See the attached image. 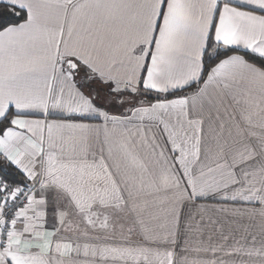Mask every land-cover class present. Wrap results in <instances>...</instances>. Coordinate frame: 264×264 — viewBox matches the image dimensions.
<instances>
[{
	"label": "snow or ice",
	"instance_id": "1",
	"mask_svg": "<svg viewBox=\"0 0 264 264\" xmlns=\"http://www.w3.org/2000/svg\"><path fill=\"white\" fill-rule=\"evenodd\" d=\"M0 264H264V0H0Z\"/></svg>",
	"mask_w": 264,
	"mask_h": 264
},
{
	"label": "trees",
	"instance_id": "2",
	"mask_svg": "<svg viewBox=\"0 0 264 264\" xmlns=\"http://www.w3.org/2000/svg\"><path fill=\"white\" fill-rule=\"evenodd\" d=\"M231 52H229L228 54H230ZM243 55H245L246 56V58H248V59H253L252 57H250V56H247V54L244 52V51H242L241 52ZM191 89H189V91H190Z\"/></svg>",
	"mask_w": 264,
	"mask_h": 264
},
{
	"label": "crops",
	"instance_id": "3",
	"mask_svg": "<svg viewBox=\"0 0 264 264\" xmlns=\"http://www.w3.org/2000/svg\"><path fill=\"white\" fill-rule=\"evenodd\" d=\"M241 52H242V51H241ZM241 52H240L239 54L243 55ZM230 54H232V53H230Z\"/></svg>",
	"mask_w": 264,
	"mask_h": 264
}]
</instances>
